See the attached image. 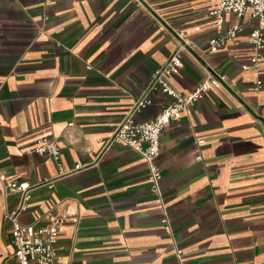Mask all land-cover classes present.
Listing matches in <instances>:
<instances>
[{"label": "crops", "instance_id": "crops-1", "mask_svg": "<svg viewBox=\"0 0 264 264\" xmlns=\"http://www.w3.org/2000/svg\"><path fill=\"white\" fill-rule=\"evenodd\" d=\"M211 5L0 0V177L32 187L20 224L44 226L54 206L77 219L60 228L53 264H264V49L257 72L242 70L256 22L224 14L222 27L241 32L203 52L214 31ZM175 32L198 48L182 52V68L168 77L176 91L188 94L205 71L225 79L161 131L157 197L144 159L104 143L174 49ZM150 98L136 120L167 101L158 92ZM45 129L58 142V162L27 152ZM19 201L0 184V264H13L3 216Z\"/></svg>", "mask_w": 264, "mask_h": 264}, {"label": "built area", "instance_id": "built-area-1", "mask_svg": "<svg viewBox=\"0 0 264 264\" xmlns=\"http://www.w3.org/2000/svg\"><path fill=\"white\" fill-rule=\"evenodd\" d=\"M53 0H41L43 5H48ZM207 15L213 21V35L207 40L203 52L214 53L226 44L232 42L241 32L239 24L227 28L222 27V16L231 14L240 18L245 14L255 20L256 24L247 34V44L251 49L249 65L242 66V70L257 72V63L262 59L264 49V0H210ZM198 29L196 28L195 31ZM175 43L174 49L168 54L165 61L150 75L140 94L134 100L114 130L105 141V145H121L140 156L147 164V181L151 193L160 197L159 180L160 171L155 164L159 156V136L163 128L170 122L179 120L182 113L191 107L207 92L220 87V81L225 77L215 73L206 72V77L196 84L188 94L176 91L168 82V77L176 75L182 68L180 54L182 52L191 55L197 51V46L188 40L182 32H175L172 36ZM258 87V84H255ZM158 92L167 98L158 112L149 120H136V115L151 104V95ZM196 145L202 144V140H196ZM29 153L46 157L53 162H58L60 148L52 133L45 129L35 137L29 147ZM59 173L62 174L61 169ZM53 181H44L43 185L52 187ZM0 184L5 193H18L20 201L17 208L5 214L3 219L9 225V244L12 247L13 264H53L56 260L55 242L60 228L69 222L75 225L77 219L70 217L68 220L59 214V209L54 206L46 215V224L40 227L22 225L18 221V215L25 209V202L29 199L31 186L26 182H5L0 177ZM164 231L169 227L166 220ZM176 251V254H179Z\"/></svg>", "mask_w": 264, "mask_h": 264}]
</instances>
